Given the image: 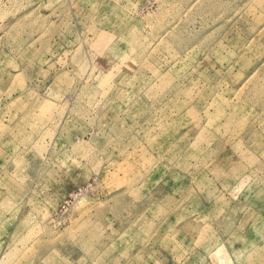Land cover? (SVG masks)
Masks as SVG:
<instances>
[{"label": "rangeland", "instance_id": "1", "mask_svg": "<svg viewBox=\"0 0 264 264\" xmlns=\"http://www.w3.org/2000/svg\"><path fill=\"white\" fill-rule=\"evenodd\" d=\"M0 264H264V0H0Z\"/></svg>", "mask_w": 264, "mask_h": 264}]
</instances>
